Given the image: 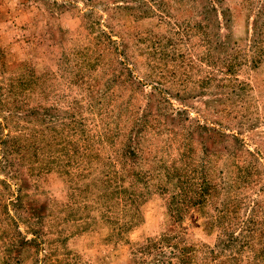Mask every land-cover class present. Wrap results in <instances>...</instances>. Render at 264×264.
Returning a JSON list of instances; mask_svg holds the SVG:
<instances>
[{"label":"rangeland","instance_id":"obj_1","mask_svg":"<svg viewBox=\"0 0 264 264\" xmlns=\"http://www.w3.org/2000/svg\"><path fill=\"white\" fill-rule=\"evenodd\" d=\"M246 226L264 0H0V264H264Z\"/></svg>","mask_w":264,"mask_h":264},{"label":"trees","instance_id":"obj_2","mask_svg":"<svg viewBox=\"0 0 264 264\" xmlns=\"http://www.w3.org/2000/svg\"><path fill=\"white\" fill-rule=\"evenodd\" d=\"M232 213L231 206H226L225 212L223 216H221V223ZM256 241L262 242L264 244V234L260 231V228L257 226L247 227L244 232L239 236H234L233 232L228 233V238L226 240L221 241L219 246H222L224 250L230 249L241 250L244 248H250L255 254H258L259 250L255 244ZM206 261L211 262L212 264H230V260L232 256H228L227 259L221 260L219 262L216 261L214 257L209 258V256L204 257ZM189 262H195V258L193 256H189ZM187 262L186 260H183Z\"/></svg>","mask_w":264,"mask_h":264}]
</instances>
